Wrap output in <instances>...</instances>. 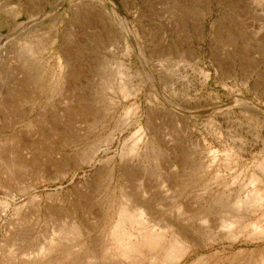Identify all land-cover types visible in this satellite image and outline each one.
Returning a JSON list of instances; mask_svg holds the SVG:
<instances>
[{
	"label": "rangeland",
	"instance_id": "obj_1",
	"mask_svg": "<svg viewBox=\"0 0 264 264\" xmlns=\"http://www.w3.org/2000/svg\"><path fill=\"white\" fill-rule=\"evenodd\" d=\"M59 1L0 0V264H111L141 202L264 264V0Z\"/></svg>",
	"mask_w": 264,
	"mask_h": 264
},
{
	"label": "bare ground",
	"instance_id": "obj_2",
	"mask_svg": "<svg viewBox=\"0 0 264 264\" xmlns=\"http://www.w3.org/2000/svg\"><path fill=\"white\" fill-rule=\"evenodd\" d=\"M110 1L114 10L124 18L118 11L116 2L114 0ZM149 75L154 78L152 72H149ZM257 107L261 108L259 105H257ZM259 110L264 113L262 109ZM256 200V202L260 201L261 197H258ZM141 203H128L125 207L123 206L117 219L118 222L110 229L111 232L109 231L110 247H107V255L109 260H111V264H184L195 251L206 250L215 246L214 238H207L204 232H202V235L199 234V230H197V228L194 229L196 226L190 223L191 221L188 220L189 218H179L180 215H186L183 208H178L179 219L167 224L165 223L162 227L158 226V230L151 224V222H153L150 217L151 209L149 210L147 208L148 206L146 203ZM208 222L209 220H204L203 224H210ZM237 224L238 223L235 221L230 222L229 236H234V232L240 230L237 228ZM253 228L254 234H258L259 232L264 233L259 226L253 225ZM246 234H248V232H246ZM242 253L243 252L237 253L236 258ZM213 258L215 257L201 256L191 264H208ZM232 260H235V257L230 259L231 262ZM241 260L251 259L241 257ZM216 264L230 263L227 259L220 260Z\"/></svg>",
	"mask_w": 264,
	"mask_h": 264
},
{
	"label": "water",
	"instance_id": "obj_3",
	"mask_svg": "<svg viewBox=\"0 0 264 264\" xmlns=\"http://www.w3.org/2000/svg\"><path fill=\"white\" fill-rule=\"evenodd\" d=\"M64 1L65 0H60L51 10H50V12L49 13H51V12H53V11H55V10H57L63 3H64ZM116 6H117V9H118V11H120L119 10V6H118V4L116 3ZM48 14V13H47ZM45 16V15H44ZM197 115V116H200V115H203L204 113H192L191 115Z\"/></svg>",
	"mask_w": 264,
	"mask_h": 264
}]
</instances>
